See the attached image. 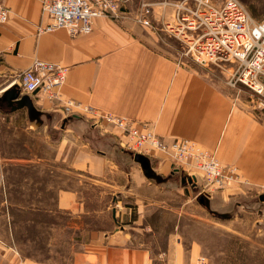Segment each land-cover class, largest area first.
<instances>
[{"label": "crops", "instance_id": "obj_1", "mask_svg": "<svg viewBox=\"0 0 264 264\" xmlns=\"http://www.w3.org/2000/svg\"><path fill=\"white\" fill-rule=\"evenodd\" d=\"M182 1L121 0L120 19L97 18L90 34L71 37L65 28L38 33L51 22L43 0H0L10 12L0 25V89L35 60L68 68L55 102L19 93L27 104L2 110L0 264H189L201 241L188 240L187 228L243 212L264 224V199L244 187L205 191L201 175L187 176L165 154L147 157V171L118 148L116 126L91 125L107 115L147 124L264 183V107L180 62L160 34ZM145 4L154 27L137 20ZM67 100L82 105L77 115L63 112ZM37 245L51 246L49 256L29 253Z\"/></svg>", "mask_w": 264, "mask_h": 264}, {"label": "built area", "instance_id": "obj_2", "mask_svg": "<svg viewBox=\"0 0 264 264\" xmlns=\"http://www.w3.org/2000/svg\"><path fill=\"white\" fill-rule=\"evenodd\" d=\"M174 6V19L162 30L182 44L179 61L205 67L234 63L236 70L230 85L247 88L264 107V19L254 20L239 0H183ZM149 10L145 5L137 20L146 27H154L147 18ZM42 13L51 22L39 27V34L65 28L71 37H76L90 34L97 18L120 19L121 0H43ZM9 14L0 2V25L8 21ZM67 74L66 67L35 60L12 83L0 89V95L16 86L22 95L55 102ZM81 107L80 103L67 100L62 109L67 116H72L77 115ZM5 119L6 114L0 109V130ZM109 124L120 131L117 142L123 149L146 157H151L154 152L165 153L182 168L199 173L206 180L207 188L225 189L231 182L242 181L236 165H223L214 154L193 140L176 138L168 141L147 124H135L111 115L92 118L93 128L100 131H105V125ZM262 188L264 190V183ZM190 264L209 263L205 257H199Z\"/></svg>", "mask_w": 264, "mask_h": 264}, {"label": "rangeland", "instance_id": "obj_3", "mask_svg": "<svg viewBox=\"0 0 264 264\" xmlns=\"http://www.w3.org/2000/svg\"><path fill=\"white\" fill-rule=\"evenodd\" d=\"M239 1L247 8L249 14L254 20L260 21L264 19V0H239ZM144 6L142 10L137 14V17L139 16V14L141 15L143 13ZM190 6L194 7L192 3L190 4ZM149 11L150 12L147 15L148 19L151 14V10ZM160 34L170 44V46L177 48L178 50L177 58L179 59L180 54L183 51V47L180 44V42L177 39L170 37L169 34H167L166 32H160ZM199 68L202 69L204 73H206L207 77L212 78L213 81L219 87L223 88L227 92L236 95L237 91L239 92L242 91L241 94L252 96V94L247 88L241 85H237V87H232L230 85V80L232 78L233 72L236 70L234 63L222 62L218 64H210L208 67L199 66ZM91 125H92V121H91ZM99 132L102 133V131ZM117 146L119 149L128 151L127 149H123L118 144V142H117ZM202 148L205 149L204 147ZM158 154L164 155L165 153L154 152L152 156L155 155L157 156ZM164 156H166V159L170 160L177 169L187 174V176L193 174L192 170H189L188 168L187 169L185 168L186 169L185 170L179 164L175 163L171 158H169L167 154H165ZM220 162L223 165H225L221 160ZM238 170L242 181L231 182V184L228 185V187L230 186H236L237 188L244 187L246 194H248V196L250 197L252 196V198L255 200L264 197V190L262 188L263 183L262 184L251 183L250 180L243 175L239 167ZM204 185L205 186L203 187V190L208 191L206 189H210V188H207L206 186L207 182H205ZM211 189L224 190V189H217L216 187H211ZM196 214L197 215L199 214L198 211H196ZM255 218H256L255 212H253L252 214H246L243 212L240 213V218L233 223L227 221L222 222V220L218 219L212 221V225H211L212 227L206 226L204 222H202L201 226L198 225L196 226L197 227L196 230L191 229V231H189V229L187 228L186 232L188 234L187 235L188 240L192 241L194 238L197 237L196 239L201 241V245H200L201 253L197 256V259L199 257H205L208 260L209 264H264V224H260L258 226L255 225L254 224ZM194 232L196 233L195 236H194ZM42 238H48V235L42 236L41 239ZM27 248L29 249V253L36 252L42 256H49V251L51 246L37 245V246H27ZM65 249H66L65 247H57L55 250L64 251ZM197 259L194 260L196 261ZM58 264H62V263L59 262Z\"/></svg>", "mask_w": 264, "mask_h": 264}, {"label": "water", "instance_id": "obj_4", "mask_svg": "<svg viewBox=\"0 0 264 264\" xmlns=\"http://www.w3.org/2000/svg\"><path fill=\"white\" fill-rule=\"evenodd\" d=\"M27 104L26 98L19 97V91L16 88H12L7 90L1 97H0V109L4 111H10L15 109L16 107H22ZM135 158L140 161L144 168L148 171L149 163L148 158L143 155L135 154ZM264 199V197H262Z\"/></svg>", "mask_w": 264, "mask_h": 264}, {"label": "bare ground", "instance_id": "obj_5", "mask_svg": "<svg viewBox=\"0 0 264 264\" xmlns=\"http://www.w3.org/2000/svg\"><path fill=\"white\" fill-rule=\"evenodd\" d=\"M175 4H177V3H175ZM173 6H174V4H173ZM175 7V6H174ZM181 44V43H180ZM182 45V44H181ZM234 73V72H233ZM68 75V74H67ZM67 80V79H66ZM65 84V83H64ZM62 88V87H61ZM187 169V168H186ZM185 169V170H186ZM194 174H199V173H196V172H194V171H192ZM200 175V174H199Z\"/></svg>", "mask_w": 264, "mask_h": 264}, {"label": "trees", "instance_id": "obj_6", "mask_svg": "<svg viewBox=\"0 0 264 264\" xmlns=\"http://www.w3.org/2000/svg\"><path fill=\"white\" fill-rule=\"evenodd\" d=\"M197 65V64H196Z\"/></svg>", "mask_w": 264, "mask_h": 264}]
</instances>
